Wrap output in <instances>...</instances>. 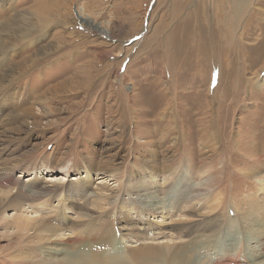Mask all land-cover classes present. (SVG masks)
Returning <instances> with one entry per match:
<instances>
[{
  "label": "rangeland",
  "instance_id": "1",
  "mask_svg": "<svg viewBox=\"0 0 264 264\" xmlns=\"http://www.w3.org/2000/svg\"><path fill=\"white\" fill-rule=\"evenodd\" d=\"M21 211L63 234L0 225L8 264L264 222V0H0V216Z\"/></svg>",
  "mask_w": 264,
  "mask_h": 264
},
{
  "label": "bare ground",
  "instance_id": "2",
  "mask_svg": "<svg viewBox=\"0 0 264 264\" xmlns=\"http://www.w3.org/2000/svg\"><path fill=\"white\" fill-rule=\"evenodd\" d=\"M224 43L229 44L227 41ZM4 204L5 203L2 205ZM55 211L56 214L54 218L55 221H58L56 218L61 216V208H58ZM104 213H100L97 218H101ZM157 213L163 214L164 210ZM161 217L165 216L161 215ZM203 217L204 215L202 213H197L196 216L188 215L187 218L200 221ZM31 221L28 222V220H26L24 211H21L19 215H16L11 221L8 220L6 216H0V225H5L6 227L9 226L17 230L8 243L9 247L19 248L23 244H27L29 247L34 244L32 242L35 241L33 239L35 236L37 240H43L44 237L48 236L47 240L50 241L51 239L58 240L59 236L63 234L57 232L59 228L57 224L48 227L42 220H38V222L42 223L40 225L39 223H32ZM60 221H63L62 217H59V222ZM147 224L149 228L152 227L149 223ZM236 225L237 226L234 227V224H231L228 229L224 230L218 222H210L207 227L211 228L214 232L208 235L204 242L196 241L195 237L197 236H193L191 239L188 238L192 233L191 229L194 226L188 225L189 228L186 229L189 233L186 234V236L184 235L187 242L185 241L186 243L183 245L182 250L175 252H171L168 245L145 246L137 248L131 252L128 251V254L125 253L124 255L123 252L125 251L124 244L126 238L118 237L116 239L111 233L108 234L109 237H107L106 234H104L106 232L98 229L97 234L101 235L98 237L100 242H96L94 245H84V248H82L77 256L69 257V255L66 254V251L62 250L60 253L54 247L43 250V252L37 247H34L33 249L25 251L23 257L26 259L25 262L27 264H264V253L261 251L264 243L261 240L262 235H264V222L257 219L252 220L250 218H244L242 221H239V223L237 222ZM22 228L34 230L35 232L32 236L26 237L23 235V232H21ZM158 229V231H151V234L157 235V238L160 237L161 233L163 234L166 232V229L160 227ZM233 232H236L238 239H233ZM241 234L243 235V238H240ZM1 237L2 236H0V239ZM230 237L233 242L232 240L225 241V238L229 240ZM196 247L198 249L194 252H200V255L193 258V250ZM5 250L6 249L0 247V264H6V261L7 264L9 263V258L6 256L7 253L4 254ZM21 253H23V251H21ZM216 253L218 254L217 257L215 255ZM210 256H214L216 259L212 260Z\"/></svg>",
  "mask_w": 264,
  "mask_h": 264
}]
</instances>
